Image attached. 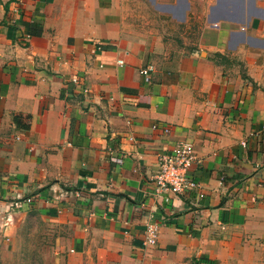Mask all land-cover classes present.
<instances>
[{
	"label": "crops",
	"instance_id": "1",
	"mask_svg": "<svg viewBox=\"0 0 264 264\" xmlns=\"http://www.w3.org/2000/svg\"><path fill=\"white\" fill-rule=\"evenodd\" d=\"M0 264H264V0H0Z\"/></svg>",
	"mask_w": 264,
	"mask_h": 264
},
{
	"label": "built area",
	"instance_id": "2",
	"mask_svg": "<svg viewBox=\"0 0 264 264\" xmlns=\"http://www.w3.org/2000/svg\"><path fill=\"white\" fill-rule=\"evenodd\" d=\"M117 65L125 66L127 52L119 49L117 52ZM147 75V71L142 72ZM196 162L194 147L189 142H180L168 154L159 158V172L155 177V193L180 195L187 189L194 188L196 184L190 179V170ZM158 237V226L150 221L146 224L145 244L155 245Z\"/></svg>",
	"mask_w": 264,
	"mask_h": 264
}]
</instances>
